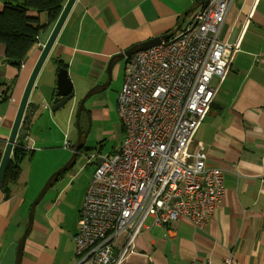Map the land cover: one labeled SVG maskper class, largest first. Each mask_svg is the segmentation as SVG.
I'll return each instance as SVG.
<instances>
[{"label":"crops","instance_id":"0c3cea01","mask_svg":"<svg viewBox=\"0 0 264 264\" xmlns=\"http://www.w3.org/2000/svg\"><path fill=\"white\" fill-rule=\"evenodd\" d=\"M197 1L76 0L48 57L45 72L52 61L55 65L51 67L49 99L57 94L58 60L67 64L73 94L74 88L75 93L77 88L86 92L106 82L113 56L170 33ZM4 7L0 0V11ZM40 18L41 24L47 21L45 14ZM53 28L41 35L20 71L4 64L5 46L0 45V84L16 81L12 98L0 102V141L5 146L29 77ZM220 37L229 43L241 40V50L195 140L208 146V165L224 169L223 204L202 229L185 219L160 227L147 220L120 264H192L206 260L222 264L229 255L236 264H264V0H234ZM40 86V80L36 81L22 122L24 128L21 126L24 134L20 129L16 141L22 142L32 156L34 141L29 132L40 127L42 117L52 108L51 104L41 105L45 99H35ZM93 119L111 123L108 114L98 113ZM117 131L122 140L121 124ZM105 134L111 135V131ZM63 175L36 207L21 264H75L73 239L88 188L76 190L79 175L74 173L59 190ZM22 176L23 170L19 180L8 185V195L0 191V264H16L18 244L28 225L25 207L29 187Z\"/></svg>","mask_w":264,"mask_h":264},{"label":"built area","instance_id":"2783aa9c","mask_svg":"<svg viewBox=\"0 0 264 264\" xmlns=\"http://www.w3.org/2000/svg\"><path fill=\"white\" fill-rule=\"evenodd\" d=\"M233 1L209 0L175 36L128 59L117 101L124 138L117 153L98 158L75 264H120L147 220L202 229L222 206L224 169L208 165V146L195 134L241 50V40L220 37ZM222 264L236 262L229 255Z\"/></svg>","mask_w":264,"mask_h":264},{"label":"rangeland","instance_id":"374dc122","mask_svg":"<svg viewBox=\"0 0 264 264\" xmlns=\"http://www.w3.org/2000/svg\"><path fill=\"white\" fill-rule=\"evenodd\" d=\"M187 23L188 18L185 25ZM49 61V59L46 61L37 78V82L40 80L41 86L40 91L37 93V98L35 99H37L38 102H42L45 99L41 105L52 103L49 99L50 95L48 96L47 93L51 87L49 81L53 73L51 67H55V65L52 61L45 72L46 65ZM124 63L125 60L119 62L114 67L112 82L109 88L103 93L90 98L85 103V108L88 113L82 114L80 127L83 131L87 130L91 118V131L87 137L85 150L83 149L79 153L73 168L65 172L61 177L62 185L59 190L63 189V187L71 181L74 173H78L79 175L75 180L76 190L79 191L80 187L88 188L91 178L97 168L96 162L98 159L92 156L97 155L102 157L100 154L103 156L112 155L119 150L122 140H120L117 131L118 124H120L117 113V101L124 83ZM93 88L86 92L77 88L76 93L74 88V96L71 101L56 112H52V108L46 111L45 115L42 117L40 127L36 126L29 132L30 138L34 141V147L32 148L35 150L34 155H27L21 163L24 185L29 187L26 195L29 202L25 207L27 222L29 220L31 205L39 196L46 182L72 157L73 148H67V143L74 146L79 136L76 126L77 110L80 103L87 97ZM100 102L103 103L102 106L99 105ZM98 113L108 114L111 117V123L106 119L102 121L94 120L93 116ZM107 131H111V135L105 134ZM78 194L79 193H77V196ZM77 196H72L71 198H77ZM73 202L76 203L77 201L74 200Z\"/></svg>","mask_w":264,"mask_h":264},{"label":"water","instance_id":"95a60500","mask_svg":"<svg viewBox=\"0 0 264 264\" xmlns=\"http://www.w3.org/2000/svg\"><path fill=\"white\" fill-rule=\"evenodd\" d=\"M76 0H67L63 11L57 20L46 44L44 45L42 52L38 58V61L29 77V80L27 82L26 88L24 90V93L22 95L19 108L17 111V115L10 133V136L7 140L1 163H0V191L1 187L3 185L4 179H5V174L8 168V165L12 159V154H13V149L16 145V141L18 138L19 131L22 126V122L24 120V115L25 112L28 108L29 105V100L31 93L35 87V83L37 81V78L47 61L49 54L58 38V35L63 28ZM209 0L202 1L198 0L191 8H189L186 12H184L181 17L179 18L177 26L168 34L164 36H159L157 38H154L148 42L136 45L129 50L125 51L124 53L118 54L116 56H113L109 62V65L107 67V80L103 84L97 85L95 88L92 89V91L87 95V97L84 98V100L80 103L78 110H77V120H76V126L78 128L79 136L76 141V144L73 147V154L71 159L62 167L60 168L56 173H54L49 180L46 182L44 187L42 188L39 196L36 198V200L32 203L30 213H29V220H28V225L27 228L24 232V235L22 236L19 244H18V250H17V256H16V264H21L22 262V257H23V251H24V246L25 242L30 235L32 229H33V224H34V216L36 212V207L37 205L41 202L45 194L48 192V190L56 183L58 178L63 175L65 172H67L69 169H71L76 161L79 153L85 149L87 137L91 131V118L89 121V127L87 130L83 131L80 127V120L81 116L83 113H88L85 108V103L93 96L98 95L100 93H103L106 91L111 82H112V74H113V69L116 64L119 62L131 58L133 55L136 53H139L141 51L148 50L152 47L160 45L163 41L169 40L171 37L175 36L179 30L181 29L185 19L194 11H196L199 8H206ZM57 95L60 98L59 101L52 107V112H56L63 108L71 99L73 98V84L71 82V79L69 78L68 70L64 68H60L57 74V87H56ZM101 163V159L97 162V166H99Z\"/></svg>","mask_w":264,"mask_h":264},{"label":"trees","instance_id":"16d2710c","mask_svg":"<svg viewBox=\"0 0 264 264\" xmlns=\"http://www.w3.org/2000/svg\"><path fill=\"white\" fill-rule=\"evenodd\" d=\"M4 9L0 11V45L5 46L4 64L20 71L34 48L39 44L41 35L53 28L59 19L67 0H1ZM47 21L41 24V15ZM67 68L63 60L57 61V71ZM16 81L0 84V102L12 98ZM4 90V91H1ZM52 107L59 101L54 93ZM24 128V126H22ZM23 128L20 134H24ZM26 129V128H25ZM18 141L13 149L12 159L8 165L1 191L8 195V185L16 183L22 173L21 163L32 152ZM5 145L0 141V163ZM85 150V149H84Z\"/></svg>","mask_w":264,"mask_h":264}]
</instances>
